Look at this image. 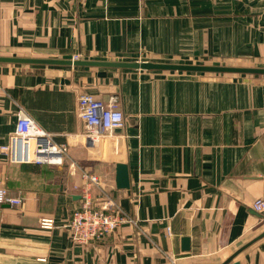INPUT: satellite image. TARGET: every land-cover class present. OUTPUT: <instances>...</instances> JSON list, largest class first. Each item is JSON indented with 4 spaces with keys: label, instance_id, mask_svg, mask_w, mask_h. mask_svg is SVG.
Listing matches in <instances>:
<instances>
[{
    "label": "crops",
    "instance_id": "0c3cea01",
    "mask_svg": "<svg viewBox=\"0 0 264 264\" xmlns=\"http://www.w3.org/2000/svg\"><path fill=\"white\" fill-rule=\"evenodd\" d=\"M0 56L264 67V0H0ZM213 75L0 64V145L23 110L67 147L59 166L0 154V186L23 201L0 205V264H222L262 233L264 79ZM82 93L114 100L124 118L92 146ZM117 164L128 190L115 186ZM83 172L132 223L80 246L66 224ZM234 262L264 264V237Z\"/></svg>",
    "mask_w": 264,
    "mask_h": 264
},
{
    "label": "built area",
    "instance_id": "2783aa9c",
    "mask_svg": "<svg viewBox=\"0 0 264 264\" xmlns=\"http://www.w3.org/2000/svg\"><path fill=\"white\" fill-rule=\"evenodd\" d=\"M76 59L78 56L72 58ZM77 106L78 116L84 124L83 135L90 146L123 126V114L114 100L104 102L91 94L82 93L78 97ZM0 154L10 164L59 166L67 155V147L56 144L49 133L41 129L23 110H19L14 131L9 135L8 141L0 145ZM81 178L82 185L75 187L80 204L72 210L66 228L73 243L85 246L108 237L122 225L132 223V220L111 198L97 199L92 194L93 188L101 186L95 175L83 172ZM22 203L21 198L12 197L0 186V205L19 207ZM253 209L262 213L263 199L254 201ZM39 225L42 229L54 227L53 220L46 218L41 219ZM165 264H177L176 259L169 256Z\"/></svg>",
    "mask_w": 264,
    "mask_h": 264
},
{
    "label": "water",
    "instance_id": "95a60500",
    "mask_svg": "<svg viewBox=\"0 0 264 264\" xmlns=\"http://www.w3.org/2000/svg\"><path fill=\"white\" fill-rule=\"evenodd\" d=\"M0 64L3 65H30V66H59L74 68H100L115 70H141V71H174V72H195V73H214V74H239L264 76V68L257 67H237V66H210L193 64H174V63H154L149 61H95L82 59H54V58H33L18 56H0ZM115 186L117 189L128 190L129 178L127 167L122 164L115 166ZM264 237V231L257 237L246 243L235 251L224 263L229 264L239 253L245 250L255 241ZM181 251H189L188 238L181 239ZM230 264H238L237 262Z\"/></svg>",
    "mask_w": 264,
    "mask_h": 264
},
{
    "label": "rangeland",
    "instance_id": "374dc122",
    "mask_svg": "<svg viewBox=\"0 0 264 264\" xmlns=\"http://www.w3.org/2000/svg\"><path fill=\"white\" fill-rule=\"evenodd\" d=\"M183 64V63H182ZM187 64V63H184ZM193 65H206V64H193ZM208 65V64H207ZM210 65V64H209ZM218 65H229V66H237V67H247L248 65L246 63H223V64H218ZM263 66V65H262ZM262 66L258 65H251L250 67H257V68H264ZM214 78H223V79H236V80H244V79H264V76H247V75H236V74H218V75H213Z\"/></svg>",
    "mask_w": 264,
    "mask_h": 264
}]
</instances>
